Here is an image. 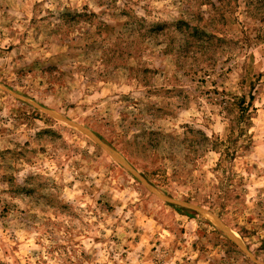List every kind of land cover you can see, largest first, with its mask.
<instances>
[{
	"label": "rangeland",
	"instance_id": "obj_1",
	"mask_svg": "<svg viewBox=\"0 0 264 264\" xmlns=\"http://www.w3.org/2000/svg\"><path fill=\"white\" fill-rule=\"evenodd\" d=\"M0 264H264V0H0Z\"/></svg>",
	"mask_w": 264,
	"mask_h": 264
}]
</instances>
